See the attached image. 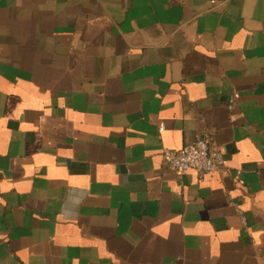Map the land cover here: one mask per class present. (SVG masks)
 <instances>
[{"label":"crops","instance_id":"crops-1","mask_svg":"<svg viewBox=\"0 0 264 264\" xmlns=\"http://www.w3.org/2000/svg\"><path fill=\"white\" fill-rule=\"evenodd\" d=\"M0 264H264V0H0Z\"/></svg>","mask_w":264,"mask_h":264},{"label":"built area","instance_id":"built-area-1","mask_svg":"<svg viewBox=\"0 0 264 264\" xmlns=\"http://www.w3.org/2000/svg\"><path fill=\"white\" fill-rule=\"evenodd\" d=\"M161 154L165 166L180 175L193 169L202 179L225 167L223 146L210 143L204 136L180 149L163 148Z\"/></svg>","mask_w":264,"mask_h":264}]
</instances>
